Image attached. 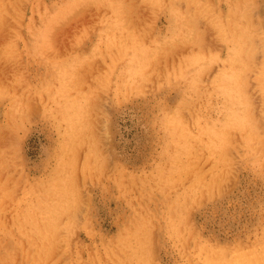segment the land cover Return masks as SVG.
I'll list each match as a JSON object with an SVG mask.
<instances>
[{"label":"rangeland","instance_id":"1","mask_svg":"<svg viewBox=\"0 0 264 264\" xmlns=\"http://www.w3.org/2000/svg\"><path fill=\"white\" fill-rule=\"evenodd\" d=\"M170 1L0 0V264H264V0L245 128L216 83L245 27Z\"/></svg>","mask_w":264,"mask_h":264},{"label":"bare ground","instance_id":"2","mask_svg":"<svg viewBox=\"0 0 264 264\" xmlns=\"http://www.w3.org/2000/svg\"><path fill=\"white\" fill-rule=\"evenodd\" d=\"M156 2H160L161 0H155ZM176 1H179V0H171L168 7L166 8L168 10V12L170 14H172V20L174 22V26L178 25L179 23H181V21H184L185 23H189L190 21L188 20L189 18V15H192V14H196L198 17H200V14L203 15L204 13V16L207 18V17H211L213 19H207L208 20V23L212 26L213 25V29L216 31V28L217 26H223V25H228L232 28H234L236 30L237 27H245V31L243 32V36H244V40H242L240 37L241 35L236 34V36H238L240 38L241 41H236V40H231L233 43H234V47L231 49V51L229 52V59L228 61L224 64V67H225V70L222 71L217 79V82H220V79L223 78L224 81L227 83V85L229 86H232V88H229L227 85H223L222 84V87L227 91L228 93V96L227 98L225 99V103H229L228 105V110H226V114L225 113H221L220 115L223 116L224 120L225 118H227V123L228 125L231 124V122H233V126L236 123H238L239 125H241L243 128L247 127V126H250L249 123L251 124L252 122L248 119L252 118L253 114H250L251 117H249V114L247 112V109H249V107H244L241 109V106H239V102H240V98H239V95L237 94V91H236V88H235V79L238 77L240 78L241 80H243L244 78H246L245 80L242 81L243 82H248L249 80V70L251 69L250 68V65H251V62L253 60H251V56L254 55L253 54V51L254 50H251L250 49L253 47H255V45H251V41L252 39H254L255 37H258L259 36V33L257 32H253V29L256 30L257 29V26L255 24H253L251 21H250V13H249V3H251V1H248V0H230V6H229V9L226 13H222V12H218L216 15H211L209 16L208 14H211L210 12H208L209 10H211V7H209L208 5H206L203 0H187V2L190 4V5H193L194 7H190L189 10L187 11H182L180 8L177 7V3ZM189 4H187L189 6ZM179 5V4H178ZM187 6V7H188ZM196 15H194L196 17ZM205 19V18H204ZM215 20V21H214ZM186 27V26H184ZM185 28L181 29V36L184 35V30ZM217 32V31H216ZM236 33V32H234ZM184 38V36L182 37ZM192 39V38H190ZM196 40V39H195ZM189 41V39L187 40ZM186 41V43H188ZM191 42V41H189ZM196 42V41H195ZM192 43V42H191ZM190 43V44H191ZM246 43L248 46H246ZM236 44V45H235ZM195 45V43L193 44ZM197 45V44H196ZM251 45V46H250ZM257 45V44H256ZM250 47V49H249ZM260 47V46H259ZM258 47V48H259ZM257 49V47H256ZM264 49V47L262 48ZM258 50V49H257ZM256 51V50H255ZM259 52V50L257 51ZM255 53V52H254ZM160 54H162L160 52ZM252 54V55H251ZM161 56V55H160ZM164 56V55H163ZM159 57V56H158ZM202 56H191L190 59H188L187 62H190V63H193L197 60H200L202 59L201 58ZM255 58V57H254ZM155 59H157V57H155ZM165 59V58H164ZM253 59V57H252ZM156 61V60H155ZM154 61V62H155ZM239 61H242L243 62V65H244V68L245 70L248 69V73L246 72L245 74H243L240 70H241V67L238 65V62ZM153 62V63H154ZM157 63V62H156ZM161 63V62H158L157 64H155L156 66ZM166 64V62H165ZM153 65V64H152ZM255 66V65H254ZM256 67V66H255ZM263 68V67H262ZM262 68H259V72H260V75L257 77V87L259 86L260 90L262 91V94H263V100H262V104H263V101H264V79H262V76L264 75V69ZM157 69V68H156ZM177 71V70H176ZM176 73L179 74V71H177ZM206 73V72H205ZM248 78V80H247ZM238 79V81L240 80ZM247 80V81H246ZM241 83V82H240ZM244 85H248L249 84H244ZM245 87V86H244ZM242 87V89L244 88ZM241 89V90H242ZM247 88H245V91L247 92ZM240 90V91H241ZM244 91V93H245ZM249 92V91H248ZM246 94V93H245ZM248 94V93H247ZM247 99H250L251 96H248L245 95ZM244 96V97H245ZM252 98V97H251ZM246 99V100H247ZM253 101V100H252ZM251 102V100H248V103ZM254 103V102H253ZM251 102V104H253ZM249 105V104H248ZM247 105V106H248ZM257 105V104H255ZM255 105L252 106V108L254 107V111H255ZM251 109V111L253 112V109ZM262 108V107H261ZM263 109H264V105H263ZM245 110V111H244ZM254 115H255V112H254ZM256 116V115H255ZM256 117H254L253 119H255ZM262 118V117H261ZM252 119V120H253ZM259 120V117L257 118ZM256 120V119H255ZM258 125V124H256ZM258 127V126H257ZM261 130V129H260ZM244 131V130H243ZM246 131V130H245ZM88 133V132H87ZM182 137H185L186 136V133H179ZM252 134H253V131L251 132L249 129H247L246 131V134L245 136L248 137V138H251L250 140H252L251 142H253V139L255 140L256 137H257V133L252 137ZM83 135V134H82ZM90 135V134H89ZM262 136V135H260ZM259 136V137H260ZM82 137V136H81ZM90 137V136H89ZM263 137V136H262ZM89 139V138H88ZM264 139V137H263ZM259 140V138H258ZM75 141V139H74ZM77 141V140H76ZM81 141V140H80ZM78 142V141H77ZM260 142L263 144L262 142V139L261 141H259L258 143L260 144ZM85 144V142H82ZM77 145H79L78 143H76ZM75 144V146H77ZM261 144V145H262ZM91 145H93V143L91 142ZM80 146V145H79ZM78 146V148H79ZM59 234V233H58ZM57 234V235H58ZM56 234H54V236H57ZM58 238V237H56ZM54 237V239H56ZM54 239L52 238L51 240H53L52 242L55 243ZM59 240V239H58ZM42 251L44 250L43 248L41 249ZM52 251V250H51ZM48 252V250H47ZM236 252H239V251H236ZM45 253V252H44ZM49 253V252H48ZM51 253L53 252H50L49 254H47L46 256L50 255ZM240 253V252H239ZM239 253H236L239 255ZM264 253V252H263ZM45 255V254H44ZM236 255V256H238ZM240 256V255H239ZM261 256V254H260ZM234 257V256H233ZM245 257L246 260H248L249 258H247L246 256H242V258ZM244 258V259H245ZM257 258V257H256ZM263 258V257H262ZM261 257L260 259L263 260ZM212 262H214L213 258H211ZM43 260V259H42ZM224 260V259H223ZM228 260V259H227ZM226 259L224 261H220L222 262L221 264H226L224 262H227ZM233 260V258L231 259V261ZM253 260V259H252ZM259 260V259H258ZM257 260V261H258ZM260 260V261H261ZM217 260V262H219ZM234 261H237L236 263L240 264L243 259H234ZM249 261V260H248ZM259 261V262H260ZM230 262V261H229ZM254 263L252 264H255L256 261L253 260ZM258 262V263H259ZM216 263V261L214 262V264ZM235 263V264H236ZM244 263V262H243ZM263 263V262H262ZM261 263V264H262ZM212 264V263H211ZM219 264V263H217ZM231 264V263H230ZM242 264V263H241ZM246 264V263H244ZM248 264V263H247ZM260 264V263H259Z\"/></svg>","mask_w":264,"mask_h":264}]
</instances>
